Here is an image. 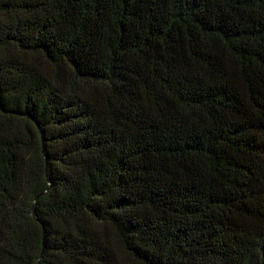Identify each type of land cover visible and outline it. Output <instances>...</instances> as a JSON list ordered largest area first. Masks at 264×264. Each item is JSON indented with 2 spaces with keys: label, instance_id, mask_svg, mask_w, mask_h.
I'll use <instances>...</instances> for the list:
<instances>
[{
  "label": "trees",
  "instance_id": "16d2710c",
  "mask_svg": "<svg viewBox=\"0 0 264 264\" xmlns=\"http://www.w3.org/2000/svg\"><path fill=\"white\" fill-rule=\"evenodd\" d=\"M0 264H264V0H0Z\"/></svg>",
  "mask_w": 264,
  "mask_h": 264
}]
</instances>
